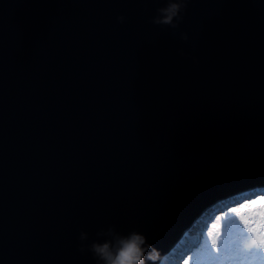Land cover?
<instances>
[{"label":"water","instance_id":"1","mask_svg":"<svg viewBox=\"0 0 264 264\" xmlns=\"http://www.w3.org/2000/svg\"><path fill=\"white\" fill-rule=\"evenodd\" d=\"M168 2L0 0V264H97L110 226L159 264L264 187V0Z\"/></svg>","mask_w":264,"mask_h":264},{"label":"trees","instance_id":"2","mask_svg":"<svg viewBox=\"0 0 264 264\" xmlns=\"http://www.w3.org/2000/svg\"><path fill=\"white\" fill-rule=\"evenodd\" d=\"M261 213H264V189L220 209L208 221L201 241L184 257L183 264H264ZM217 248L219 252L215 251Z\"/></svg>","mask_w":264,"mask_h":264},{"label":"clouds","instance_id":"3","mask_svg":"<svg viewBox=\"0 0 264 264\" xmlns=\"http://www.w3.org/2000/svg\"><path fill=\"white\" fill-rule=\"evenodd\" d=\"M183 0H169L165 7L157 10V15L152 18V23L157 25H170L176 28L179 24L180 12L183 7ZM120 23H124L123 15L118 17ZM186 38V37H184ZM203 227H201V231ZM199 231V230H197ZM201 231L199 233L201 236ZM98 236L109 237L103 242L94 241L90 245L82 243L80 251H91L97 260V264H157L159 252L152 244L147 242L144 234L132 231L126 235L116 231L114 226L102 229ZM81 241L88 240V233L81 232Z\"/></svg>","mask_w":264,"mask_h":264},{"label":"rangeland","instance_id":"4","mask_svg":"<svg viewBox=\"0 0 264 264\" xmlns=\"http://www.w3.org/2000/svg\"><path fill=\"white\" fill-rule=\"evenodd\" d=\"M264 189V187H262V188H260V192L262 191ZM260 192H258V193H260ZM244 199V197L243 198H241L240 199V201L241 200H243ZM231 205H234V204H232V203H230V204H228L227 206H225V207H223V208H227V207H229V206H231ZM222 209V208H221ZM219 211V209L217 210V211H215V212H213L212 213V215H214V214H216L217 212ZM199 222H201V220L199 221ZM198 224V222H196V223H194V227H195V230H191L192 232V234H189V235H186L187 237H184L183 239H185V240H183L182 239V241L181 242H179L178 244H177V246H176V251H178L179 249H178V247L180 248L181 247V245H184V244H186V243H188V241H189V239L191 238V237H193L194 235H196L195 233L197 232V233H199V231H197V230H199V229H197V225ZM201 224V223H200ZM193 227V228H194ZM200 228H201V226H200ZM207 238V237H206ZM205 238V239H206ZM204 239V240H205ZM181 243V244H180ZM183 256H184V253L181 255V256H175V255H172V254H167V255H165V257H164V260H162V261H160V263L159 264H183V261H184V258H183ZM205 256V252L203 251L202 252V257H204ZM180 257V258H179ZM176 259V260H178L177 262H170L172 259ZM199 258H196V261L198 260Z\"/></svg>","mask_w":264,"mask_h":264},{"label":"bare ground","instance_id":"5","mask_svg":"<svg viewBox=\"0 0 264 264\" xmlns=\"http://www.w3.org/2000/svg\"><path fill=\"white\" fill-rule=\"evenodd\" d=\"M199 221H200V219H196V222H198V224L196 225L197 227H199V225L201 226L200 223H202V222H199ZM193 229H195V227H194ZM194 236H196V235H194ZM194 236H193V237H194ZM184 237H187V236L185 235ZM184 237H183V238H184ZM183 238H182V239H183ZM183 240H185V239H183ZM181 241H182V240H181ZM181 241H180V242H181ZM180 244H181V243H180ZM171 251H173V250H171Z\"/></svg>","mask_w":264,"mask_h":264},{"label":"snow or ice","instance_id":"6","mask_svg":"<svg viewBox=\"0 0 264 264\" xmlns=\"http://www.w3.org/2000/svg\"><path fill=\"white\" fill-rule=\"evenodd\" d=\"M262 216H264V213H261ZM212 243H215V242H212ZM215 251L219 252V249H215Z\"/></svg>","mask_w":264,"mask_h":264},{"label":"built area","instance_id":"7","mask_svg":"<svg viewBox=\"0 0 264 264\" xmlns=\"http://www.w3.org/2000/svg\"><path fill=\"white\" fill-rule=\"evenodd\" d=\"M202 235V234H201Z\"/></svg>","mask_w":264,"mask_h":264}]
</instances>
